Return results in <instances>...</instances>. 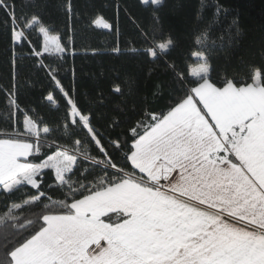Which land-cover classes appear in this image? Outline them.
I'll use <instances>...</instances> for the list:
<instances>
[{
	"label": "snow or ice",
	"instance_id": "1",
	"mask_svg": "<svg viewBox=\"0 0 264 264\" xmlns=\"http://www.w3.org/2000/svg\"><path fill=\"white\" fill-rule=\"evenodd\" d=\"M167 6L135 0L137 16L120 0L83 12L60 0L61 32L46 0H0V264H264V48L243 72L218 71L223 37L210 30L227 9L217 2L205 23L201 0L193 47L173 57ZM121 13L153 83L109 109L135 82L82 100L65 65L79 20L114 34L121 54ZM227 32L230 44L243 35L238 18ZM25 69L47 81L35 105L21 101L37 85Z\"/></svg>",
	"mask_w": 264,
	"mask_h": 264
},
{
	"label": "trees",
	"instance_id": "2",
	"mask_svg": "<svg viewBox=\"0 0 264 264\" xmlns=\"http://www.w3.org/2000/svg\"><path fill=\"white\" fill-rule=\"evenodd\" d=\"M38 2L44 3L45 0H38ZM46 2L48 18L55 22L61 32L65 31L64 16L56 9L60 0H46ZM74 2L83 12L88 0H74ZM94 2L99 6L111 4L112 0H94ZM205 2L208 5L203 14L205 23H208L212 17L217 2L227 9L226 14H222L215 23L211 24L212 39L217 40L219 45V38L223 37V47L218 46L212 55L213 66L218 71L232 73L243 72L252 62L258 63L259 53L264 48V0H205ZM120 3L140 16L139 11L134 7L135 0H120ZM200 6L201 0H168V6L161 12L165 28L171 30L178 38V47L172 52L173 57H184L193 47L194 33L201 27L197 20ZM113 12L114 9L111 7L106 9L108 16H112ZM234 18L239 19L243 35L230 44L227 29ZM144 22L147 23V21ZM74 28L76 48L79 54L74 59H68L65 67L70 69L74 65L75 83L82 100L95 98L100 90H103L105 95H109L110 86L116 77H119L116 82L120 83L126 92L128 91L126 82L131 80L135 83L132 86V95L110 96L109 109L122 99L127 101V106H131L134 102L138 104L150 93L153 81L147 78L141 57L129 51L132 47L131 41L138 38L123 13L120 15L122 35L119 46L122 52L119 55L112 52L116 42L114 34L106 30H90L82 20L74 21ZM5 46L6 44L0 42V52ZM93 49L99 54L92 55ZM49 60L55 62L54 58H49ZM4 70L0 69V71ZM21 76L22 78L31 77L32 80L37 81L36 89L26 90L21 96L22 103L35 105L36 98L40 95V88L47 87L44 73H33L25 69ZM62 76L65 86L72 83L71 71L62 73ZM3 111L4 105L0 103V112Z\"/></svg>",
	"mask_w": 264,
	"mask_h": 264
}]
</instances>
